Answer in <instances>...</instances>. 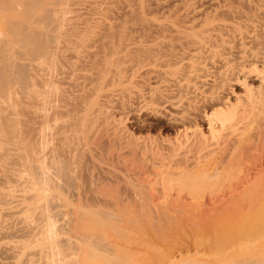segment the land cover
<instances>
[{
  "label": "bare ground",
  "instance_id": "1",
  "mask_svg": "<svg viewBox=\"0 0 264 264\" xmlns=\"http://www.w3.org/2000/svg\"><path fill=\"white\" fill-rule=\"evenodd\" d=\"M155 125L173 134H149ZM237 171L212 201L256 208L220 234L253 241L264 0H0V264H105L114 244L84 223L122 184L148 188L152 204ZM84 174L94 197L83 205Z\"/></svg>",
  "mask_w": 264,
  "mask_h": 264
},
{
  "label": "rangeland",
  "instance_id": "2",
  "mask_svg": "<svg viewBox=\"0 0 264 264\" xmlns=\"http://www.w3.org/2000/svg\"><path fill=\"white\" fill-rule=\"evenodd\" d=\"M17 96L14 95V97ZM158 130L160 131L161 135L165 134L167 136H170V134H173V131L170 127L158 128L156 125L155 127H151L149 134L158 135L159 134ZM3 139L5 140L4 137ZM243 172L244 171H242V173ZM242 173L241 171H237V173L230 176V180L226 181L225 179V181L222 183V186L221 183L219 184V182H218L219 185L217 183H213L215 182L213 180L215 178L208 179L210 180L209 182L207 181L208 184L207 183L204 184L206 182L204 181L203 183H201L202 184L201 186L199 184H198L199 186L196 185L198 186V189L201 187L202 189L201 191L197 190V187H195L196 189L195 190L193 188L194 186L192 188L188 187L190 190L185 187H181V189H183L181 190L180 188L178 189L177 187L178 190L173 189V191L171 190L172 192L170 191L169 197H167L168 194L166 193L167 194L166 197L159 198L161 202L157 200L158 202L153 201L154 203L152 204L149 202L150 200L148 201L147 199L149 193L148 188L147 189L145 188L147 191L145 192V190H143L144 188L143 187L140 188L138 185L134 184L132 186V184H129L128 185L129 188H128L126 185L122 184L119 187L120 190L118 188L110 194L106 205H102V209L108 208L106 210L109 214H107L106 210H103L104 212L102 213H105L106 215L101 214V216L105 215L104 217H100L98 219L97 218L92 219L93 221L88 220L86 223H84V228L86 227L85 229L91 232H95V230L96 232L98 231L97 233L96 232L95 233L97 235L99 233L100 236L98 235L97 238L99 240L100 237V240L103 241L101 242L99 240V243H102V245L106 244L109 247V244L111 246L114 244L113 251L109 249L111 250L110 251L111 253L109 252V254H107L108 255L107 258L109 259L106 258L107 259L106 262L103 259L105 264L108 263L111 264V262L112 264H264V236H263L264 233L262 234L261 237L259 236L260 239L259 238L255 239L257 241L255 240L250 241L248 239L240 238V237H239L240 239H236L237 237L234 236H230L226 240V238L223 235H220L222 233L221 229L224 228V226H226L229 220L232 221L233 219L238 218L240 214H241L240 216H243L245 214L247 215L255 211L256 209L253 208V206L249 203H247L246 205H244L245 203L239 205H230L231 208L228 205L227 206L224 205V207L222 208L220 200H218L219 202L212 201L215 196H216L215 198H217L218 195L222 196L223 193L222 190L225 191L224 189H226L227 188L226 186L228 185V184L224 185L225 182L231 183L232 181L234 183L235 181L237 182V180L238 182H240L239 181L240 178L243 179V177H245L244 175L246 172L243 174ZM85 177L87 176H85L84 174V176L78 179L79 187H77L78 190H82L83 192H85L86 196L83 195L84 193L82 191L81 194L80 192H78L80 196V198L78 197V199L83 205L85 202L86 203L92 202V197H94V195H92L94 191L92 190L91 192V189L88 187L89 185L87 184L88 178L86 179ZM81 178H83V180ZM85 179H86V183H85ZM211 180H213V182H211ZM209 183L211 184L213 183L212 184L213 186L209 185ZM214 186L215 187L221 186V187L215 188ZM255 188L260 189V190L257 189L256 193H258L260 197H263L264 186L255 187ZM255 188L254 190H256ZM84 189H86V191ZM139 189H141L142 191ZM213 189L215 190L216 193L214 192ZM131 190L132 193H134L135 195L138 194L137 198L141 202L133 204L131 201L130 203L129 200H127L128 198L127 195L131 194ZM87 191H89L88 193L91 194L89 197L90 199L87 197L89 196ZM128 191L130 192V194ZM262 192L263 195L261 194ZM145 193L147 194V196ZM256 193H254L255 196L258 195ZM144 194L146 197L144 196ZM172 195H174L175 197L177 196L178 198L180 196V198L183 199V200L181 199L183 202L182 203L180 202L181 204H179L180 200L178 199H176L178 200V202L177 201L175 202V200L172 201L171 198ZM81 196L87 197L86 199H88L89 201H87L85 198H81ZM74 197L75 196H73V198L71 199H73V202L78 203V200L76 198L77 196L75 197L76 199H74ZM210 197L211 200L209 199ZM163 198H165V200ZM199 198H200L199 200L200 202L198 201ZM112 199L114 200L112 201ZM184 199L187 202V204H185L186 202L184 201ZM262 199H264V197ZM189 200L190 202H188ZM168 201L172 203L170 204ZM215 203L218 204L214 205ZM72 205H77V204L73 203ZM219 205L221 206L219 207ZM131 207L134 208L132 209ZM106 216H111V217L110 218L107 217V219H105ZM115 216L116 218L118 217L117 220ZM90 221L92 222V224ZM219 231L221 232L218 234ZM102 233L104 237L101 236ZM220 236L224 237V239L227 241L225 242L224 245L222 244L224 243V241L222 242L223 239ZM219 237L222 240H220ZM233 238H235V240ZM106 240L108 243L109 242L110 243L108 244ZM216 240L219 241L220 244H222L219 245L221 247H217V244L219 243L217 242L214 243ZM228 240L233 242L231 243ZM213 243L216 246L215 249H214L215 246L212 245ZM217 248L219 251L217 250Z\"/></svg>",
  "mask_w": 264,
  "mask_h": 264
}]
</instances>
